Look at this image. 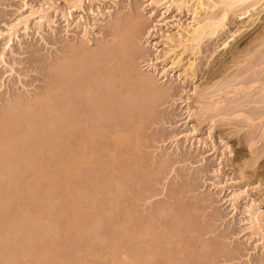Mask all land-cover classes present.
Segmentation results:
<instances>
[{"label":"rangeland","instance_id":"374dc122","mask_svg":"<svg viewBox=\"0 0 264 264\" xmlns=\"http://www.w3.org/2000/svg\"><path fill=\"white\" fill-rule=\"evenodd\" d=\"M158 1L85 0L83 8L76 10L70 8L68 0H0V31L5 32L18 18L29 15L32 7L41 9L44 5L51 6L48 19L42 22V26H39V16H34L28 22L27 29L20 28L5 52L4 63L1 54L5 39L0 38V151L6 147L3 139L5 126H24L23 118H19L21 124L11 122L13 115L19 117V112L13 110L14 106L20 104L19 98L26 103L32 102L31 105L45 103L48 92L56 83L57 67L71 56L69 51L72 48L69 50V45L74 44L78 50L81 47L87 49L91 63L86 66L85 74L95 81L105 79L100 83L101 93L114 94L116 97L112 96L113 101L118 104H126L127 94H134L131 105L134 110L122 112L123 116L119 119L120 128L131 130L129 141L115 147L110 140L111 135H101L96 155L83 164L79 163L71 172L74 175L52 172L61 178L70 177L74 184L71 196L78 200L75 204L78 206L79 203L81 207H74L73 203L71 206L78 210L69 207L70 200L66 201L69 198L65 190H54L47 184L42 185V195L34 203L27 200L24 193L18 196L25 207L17 219L19 224L25 225V222L34 220L41 207L49 214L60 208L63 209L60 216L46 214L40 224L39 221L35 224L37 218L30 222L33 223L32 228L40 227L43 232L51 231V234L58 225L66 229L65 234L59 233L44 241L50 253L42 252L37 261L22 260L23 256L21 258L17 254L22 264H67L77 259H80L77 264H142L146 258L133 254L138 246L131 236L133 233H124V225H128L132 231L149 228L143 240L146 248H152L147 249L154 254L153 259L150 258L154 264H264V217L261 218L262 230L259 231L257 226H252L248 212L252 206L264 211V141L258 143V151L251 156V150L245 144L244 136H241L246 129L241 133L238 131L244 124L236 121H218L214 124L211 121L208 123V120L200 126L195 114L190 117V109H199L195 103L196 92H202L201 87L207 84L210 70L218 61L230 56L228 48L224 50L223 46H218L238 27L247 24L244 18L249 14L239 18L232 16L233 23L227 26L228 29L218 39L204 44L202 52L196 55L198 67L195 79L188 82L180 74L181 71H172L170 61L167 62L169 73H163L162 55L167 46L160 36L162 32L178 33L177 25L190 24L192 13L187 8L178 10L174 4L166 10L165 6L156 3ZM165 1L162 0V3ZM134 16H140L146 27L143 26V33V28L140 30L142 34H132L138 57L136 63L131 64L127 59L115 56V48L113 55L117 58L110 54L113 45L117 46L118 42L110 31L113 26L116 27L115 24L132 21L130 19ZM248 33L249 30L236 41L230 38V46L233 47ZM83 48L80 49L81 53L85 50ZM189 54L191 51L185 56ZM97 56L102 60V71L100 62L95 59ZM133 64L137 65V74L144 72L152 75L156 92L157 89L166 91L167 95L161 101L153 102L152 95L138 87ZM108 71L114 74L110 75ZM232 81V78L226 79L224 86L234 84ZM70 91L73 93L72 89ZM74 93L71 95L76 99L77 94ZM241 104L244 110L249 108L248 101L243 100ZM151 105L152 108L148 110L150 116L145 122H136L137 112H143V108ZM62 114L57 111L59 117ZM108 117L106 123L111 119V116ZM218 119L216 116L215 120ZM136 126H140L139 134L143 137L141 143L136 144L138 160L128 154L135 146ZM75 129L82 130V127ZM258 133L261 135L260 131ZM77 139L72 137L69 153L57 142L58 147L54 144L52 150L38 157V165L53 170L50 164L58 160L76 159L84 152V146ZM111 148L117 152V162L109 155ZM57 154L59 157L55 158ZM133 159L139 161L140 165ZM126 171L137 180L131 192L124 191L120 180ZM34 177L35 173H28L25 180L32 183ZM244 177L249 179V184L239 185ZM236 192L241 194V198L235 209L231 199ZM46 196H52L53 201L47 202ZM108 202L113 204L111 208L105 205ZM30 222L26 226H31ZM80 233L84 234L82 239ZM24 240L19 238L15 245L8 243L3 248L1 264H20L19 261H12L9 254L23 253L27 246ZM115 247L118 248L117 255L114 253Z\"/></svg>","mask_w":264,"mask_h":264},{"label":"bare ground","instance_id":"6f19581e","mask_svg":"<svg viewBox=\"0 0 264 264\" xmlns=\"http://www.w3.org/2000/svg\"><path fill=\"white\" fill-rule=\"evenodd\" d=\"M68 2L71 9L77 10L83 8L85 0H68ZM156 3L165 6L166 10H169L171 5L174 4L178 10L181 11L187 8L188 11L192 13V22L190 24L177 25L176 28H178V33L166 34V32H162L160 36L163 44L167 46L162 55L163 57L161 56L164 58V63L161 62L164 64L162 67L163 73H169L170 70L168 71L167 69L169 63L167 62L170 61L173 68L172 71H181L180 74H183V78L188 82H193L195 79L198 67L196 55L202 52L204 44L218 39L221 33L225 32L226 28L228 29L227 26L233 23L231 20L232 16L239 18L249 14L244 18L247 19L245 22L247 24L238 27L232 35L228 36L226 41L218 46V48L223 46L224 50L228 48L230 56L225 60L218 61L214 68L210 70L207 84L204 88L201 87L202 92H196L197 98H195V103L199 105V109H190V111H192L190 117L195 114L197 123L200 126H203L208 120V123L211 121L214 124L218 121H236L244 124L238 131L241 133V131L244 132L246 129L245 134L243 135L242 133L241 135L244 136V139L241 138L245 141V144L249 146L251 156L255 155L258 151L257 149H259V147L257 148L256 146L259 142L264 141V0H166L164 3L160 0ZM50 9L51 6L45 5L42 6L41 9L32 7L29 15L18 18L14 23L9 25L6 32L0 31V38L5 39L1 54V61L3 63L5 62V52L9 48L10 43L14 41L22 28H28V22L31 17L39 16L41 20L39 26H42V22L48 19V12ZM135 17L136 16H134V18ZM137 17L135 19L131 18L130 20L132 21H125L123 24H115L116 27L113 26L111 28L113 31L110 29V35L114 36V39L118 41L116 44L117 46L113 45L112 49L110 47L112 50L110 54L113 55V49L115 48L114 55L127 59L131 64L136 63L135 60L138 57H136L138 51L136 52V49L133 47V40H135V37H133L132 34L139 33L140 35L145 29L143 27L145 26V23H143L144 20H141L142 18L139 19L140 16L139 18ZM141 29L142 33L140 32ZM248 30V34L243 36L236 43L234 42L235 44L233 47L230 46V42H228L230 38L233 37L232 41H236L237 38L248 32ZM73 45L74 44L69 45V50L72 48L69 53L73 57L69 55L70 58H67V62L57 67L59 72L55 75L56 83L50 92H48L45 103L31 105L32 102L26 103L24 102L25 100H21V98H19L21 100H19L20 104L18 103L16 105V103H14L16 106H14L13 110L19 112V117H14L15 115H13L11 117V122L17 121L20 123V119L22 120L23 118L24 120L22 122L25 129L24 126H22L23 128L10 127L9 124L5 126L3 139L6 147L4 146L5 149L0 151V177L2 178V180L0 179V258L4 252L3 248H5L8 243H14L15 245L19 238H23L27 245L23 252L25 256L23 253H20V255L19 252H12L14 248L9 250L12 252L11 254L8 253L12 261H19L20 264H22L20 259L22 256V260L26 258L35 262L39 259L38 255L42 252L50 253V248L44 241L59 233H66V229L58 225L56 230H53L54 232H52V234L50 233L51 231L48 230L49 234L45 230L43 232V228H32L33 223L30 222L37 218V220H35L36 223H34L40 224V222L44 221L46 214L51 217L60 216L63 211V209L60 208L56 209V212H50L49 214L45 212V208L41 207L35 216L36 218L29 221L31 226H26L27 222L24 223L25 225L19 224L17 219L21 211L25 209L18 197L21 195L20 193L26 194L28 197L27 200L34 203L36 198L42 193L40 189L42 185L47 184L54 190H65L68 193L69 199L66 201L68 202L70 200V202H68L70 204H65H68L70 208L72 207V203L74 207L80 208L81 206H79V203L78 206L75 204L78 200L71 196L74 184L69 180L70 177L61 178L58 177V175H54L52 172L57 171V174L74 175L71 172L75 170L79 163L83 164L88 158L96 155V146L98 145L97 143L101 135H111L112 138L109 139L115 147H120L129 141L128 138L131 130L120 128L119 119L123 116L122 112L134 110L131 106L134 94L132 92L127 94L128 98L125 102L126 104H118L113 101V98L116 97H114V94L107 93L106 95L104 92L101 93L100 83L105 81V79L95 81L90 75L85 74L86 66L91 63V60L88 59L90 56H88L86 48L81 47L78 50V48H76L77 46ZM82 48L85 49L86 52L82 50L83 53H81L80 49ZM189 51H191V54L185 56ZM109 57L112 58L111 55H109ZM95 59L100 62V70L102 71V60H100L98 56ZM157 59H159V57ZM134 65L135 64H133L132 67L136 68L137 65ZM154 66L155 71H157L158 68L156 65ZM135 70H137V68L134 69V71ZM107 73L110 75L114 74L112 71H108ZM143 74L144 72H138V74L135 75L138 87L144 90L149 96L152 95L150 96L152 99H150L153 102L155 101V103H157L161 101L163 97L167 95L166 91L159 90V92L157 89L156 92V89H153L155 82L151 77L152 75L149 73ZM105 75L104 77L106 78ZM231 75L232 77H229ZM228 78H232L234 84H227L228 87H225V80ZM226 88L229 90L227 89L226 91ZM71 89L73 93L74 90H76V93H74L75 95L77 94L74 97L76 99H73V95H71L73 93H70L72 92L70 91ZM51 92L55 94L52 95ZM110 94L111 96H109ZM243 100L248 101L249 108L246 110H244L241 104ZM25 104H28L27 108L22 110ZM151 108L152 105L147 107V109L146 107L143 108V112L138 111V114H136V122L140 124L144 123L148 116H150L148 110ZM77 109L79 110L77 111ZM57 111L58 114L63 113V116L61 115L62 117H59L60 115H57ZM61 111L62 113H60ZM53 112L55 116L57 115L58 117H55ZM48 114L50 117L47 116ZM114 115H116V117ZM213 115L215 116L213 117ZM108 116H111V119L106 123V120L109 119ZM216 116L219 117L218 120H215ZM242 124H239V126ZM49 127L52 129L50 128L49 130ZM75 127H82V130H76ZM194 129L196 130V126ZM209 129L211 130V126ZM134 130L137 132V136L135 135L133 140L135 146L128 154L136 157L138 160L137 145L141 143L143 137L139 134L140 126H136ZM258 130L261 135H259ZM75 131H77V133ZM74 136L78 138V143L84 146V152L79 154L76 159L74 158L68 161L61 160L60 162L58 159H55L58 160L56 161L58 163L56 164L55 162L52 165L50 164V166L53 167L55 164V167H52L53 170H51L50 167L48 168V166L42 167L38 165L37 161L40 156L43 155V152L52 150L51 148L54 144L57 147L59 146L58 144H60L68 153L71 152L72 137ZM57 142L59 143L57 144ZM51 143L53 144L52 146ZM108 152L111 159L117 162V152L112 150V148ZM56 156L55 158L59 157L58 154ZM134 162L140 165V162H136V159ZM11 164L15 166L12 168V166L10 167ZM124 167L126 169L128 168L126 165ZM31 172L35 173V177L32 183H28L25 180L26 175ZM127 173H129V171L123 172L120 180L124 186V191L131 192L132 185L136 179L131 178ZM256 180L260 181L259 179ZM249 182V179L244 177L239 182V185L244 184L246 186ZM240 198V193H233L231 202L235 209L237 208V203ZM46 199L49 203L53 201L52 196H46ZM105 205L111 208L113 204L108 202ZM74 207H72L74 211L78 210ZM248 212L251 217L252 226H257L259 231H261V218L264 217V211H260L259 207L254 208L252 206L249 207ZM29 222L27 223L28 225ZM88 223L89 221H87V224ZM148 229L149 228H138L136 231H132L128 225H124L123 227L124 233H133L131 236L138 246L136 250H133L135 251L133 254L137 257L146 258L143 260L144 262H142V264H154V262L150 260V258L153 259L152 256L154 255L153 252L151 253L150 251L152 248L147 247L148 249L151 248L148 250L143 240L149 233ZM81 237H84V234H82L80 238ZM13 251H15V249ZM114 253L117 255V247L114 248ZM79 260L80 259L72 262L69 261L71 263L67 264H77L80 262Z\"/></svg>","mask_w":264,"mask_h":264}]
</instances>
